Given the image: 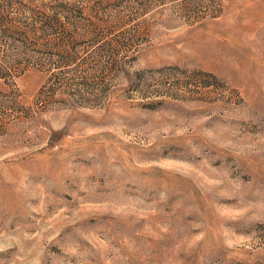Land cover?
Listing matches in <instances>:
<instances>
[{
    "label": "rangeland",
    "instance_id": "obj_1",
    "mask_svg": "<svg viewBox=\"0 0 264 264\" xmlns=\"http://www.w3.org/2000/svg\"><path fill=\"white\" fill-rule=\"evenodd\" d=\"M0 264H264V0H0Z\"/></svg>",
    "mask_w": 264,
    "mask_h": 264
}]
</instances>
